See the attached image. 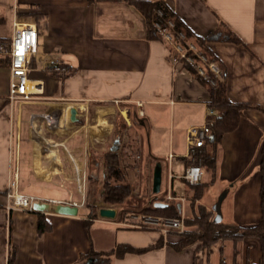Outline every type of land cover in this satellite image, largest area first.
I'll return each instance as SVG.
<instances>
[{"label": "crops", "instance_id": "1", "mask_svg": "<svg viewBox=\"0 0 264 264\" xmlns=\"http://www.w3.org/2000/svg\"><path fill=\"white\" fill-rule=\"evenodd\" d=\"M163 1L200 37H206L224 23L241 39L240 43H206L222 69L229 100L245 107L236 128L224 133L216 147L214 176L202 166L203 176L199 183L208 186L200 200L207 205L206 198L215 197L211 201L213 204L218 193L228 189L221 204L222 221L240 226L254 225L261 216L259 163L264 131V0ZM0 16L3 17L0 38L10 39L14 21L37 25V54L41 55L40 59H36L37 54L34 57V79L42 82V92L27 105L10 102L7 97L9 58L0 59V264H94L91 258L81 259V255L91 249L107 251L119 244L146 250L112 256L106 264H264V238L257 236L220 238L210 245L191 243L175 248L177 237L114 221L116 214L107 218L98 213L92 218L88 210L84 215L79 214L81 206L76 215L7 208L9 176L15 175L18 169L21 181V174L28 167L23 162L21 149L25 109H31L29 121L34 134L35 127H39L38 138L29 151V168L33 170L41 165L39 159L43 153L37 162L36 152L39 142L46 147L62 144L43 137L44 129L64 131L65 125H69L67 117L72 121V108L76 109V119L72 122L81 120L75 131L87 136L90 131L86 125H89L96 133L95 136L90 134V139L96 142L101 134V141L112 134L114 137V121L108 118L115 114L128 124L130 115L135 117L138 132L147 128L149 137L162 130L164 119L169 120L173 140H169L166 157L156 156L155 159L161 166V180L165 168L166 190L160 197L180 205V212L184 208L185 184L189 185L182 174L191 165L188 161L194 155L186 156L187 129L205 127L206 134L209 115L214 111L209 106L206 85L184 63H171L165 41L160 37H147L145 18L129 0H0ZM54 56L63 60L66 72L46 67V60ZM54 106L62 109L67 106L60 119L56 114L58 109L55 115L52 113ZM90 110L93 114L89 123ZM142 118L147 127L142 124ZM58 125L60 128L56 129L54 126ZM180 138L182 144L178 142ZM84 152L91 156L92 148ZM70 157L77 163L72 155ZM55 163L59 168L58 155ZM50 165L45 168L49 169ZM207 173L211 177L209 180H206ZM168 188L173 199L165 197ZM206 207L211 209V205ZM41 216L50 225L42 232L37 227Z\"/></svg>", "mask_w": 264, "mask_h": 264}, {"label": "rangeland", "instance_id": "2", "mask_svg": "<svg viewBox=\"0 0 264 264\" xmlns=\"http://www.w3.org/2000/svg\"><path fill=\"white\" fill-rule=\"evenodd\" d=\"M41 28L45 31V27L43 26V21H41ZM40 53L37 54L36 59H40ZM38 66H41L40 64ZM40 69V67H39ZM24 101L21 102V106L27 105L28 102ZM16 104L19 101H14ZM29 105V104H28ZM29 109L24 110L23 114V123L21 125V149L23 150V162L27 164L28 167L26 170L22 172V180L19 181V191L25 194H34L41 196L45 199H60V200H75V201H83V205L79 208V214L84 215L86 210L92 211L95 210L94 214L90 216L92 218L96 217L98 214V209L101 207H109L114 208L117 211H120L121 206L125 207L126 210H130L132 205L133 208H142L145 205H148L153 202V200H157L161 195L162 192L166 190V183H165V168L162 169V180L160 191L155 193L152 190V182H153V170L156 166V162L158 160L155 159L156 156H162L163 158L166 157V154L169 149V140L172 139V134L170 137V129H171V122L167 119H164L161 122V131L154 135V133L150 134L149 137L148 129L146 131H139L138 132V124L135 117L130 115V124H128L124 118H122L126 125H127V132L124 136H122L121 143L116 144L117 138L113 134L111 136L106 137L104 141H101L103 134H101L99 141L90 139V134L95 136L96 133L94 132V128L87 127V130L90 133H87V136H84V132H77L78 124H81V120L79 123H73L70 121L69 117H67L68 126L65 125V130L58 133L50 130L48 127L44 129L43 136L45 138H49L53 142H62V144L52 145L51 148L55 150V153L58 155L60 160L59 168H49V164L53 161L50 159L51 157L45 156L41 154L40 156V163L42 169L46 173L45 175L41 174L39 171L40 169L37 167L33 170V167L29 168V163L31 164V153H29L30 149L36 139L38 138L37 135L34 134L33 126L29 121ZM92 111H89V123L92 117ZM116 115V114H115ZM122 117V116H121ZM111 121L115 120V116L113 118H108ZM142 124L147 127L146 120L142 118ZM45 123V122H44ZM99 124H101L99 122ZM102 126H105L103 123ZM29 129L31 130V137L29 139ZM117 129L114 125L113 133ZM88 131V132H89ZM24 136V137H22ZM155 136V137H154ZM131 138L137 140L134 142V147L131 146L126 147L123 149L121 146L123 143H128ZM156 141V142H155ZM52 142V143H53ZM181 144L183 143V139L180 138L179 141ZM92 143V144H91ZM143 143H144V150H143ZM91 145L96 146V148L91 147ZM86 146L87 149H86ZM157 146L159 148H157ZM82 147V148H80ZM141 147L140 151L139 148ZM89 148V149H88ZM92 148V152L94 153L93 156H90L85 150H90ZM105 148V149H103ZM183 148V147H182ZM180 146V151L183 149ZM103 149V150H102ZM117 151L118 158H119V168L122 172V180H115L113 178H106L104 173H107V170L104 166V153ZM144 151V152H143ZM125 152V154H124ZM149 154V155H148ZM73 156L77 163L73 162V159L70 157ZM154 157V158H153ZM101 159V160H100ZM96 160L101 161L100 165L95 167ZM160 161V160H159ZM90 163V164H89ZM199 164V161H198ZM87 165V166H86ZM41 168V167H40ZM30 169V171H29ZM39 169V170H38ZM98 169V170H97ZM98 171L99 178L96 179H88V174L91 173L93 176H96V172ZM42 175V176H41ZM208 175V173H207ZM13 176V175H11ZM211 179L210 174L208 175L206 180ZM79 183L81 184V188L84 190V196L79 191ZM110 183L114 184H127L130 188V194L124 201L119 205H108L103 202L104 193H105V184ZM222 189L220 192H222ZM185 200H184V208L183 211L180 212V215L184 217H191L194 213H197L200 210V205H204L205 207L208 205L212 207L211 201L215 199V197H208L206 198V204L201 202L202 198H204V194L200 199H194L195 189L190 185L185 184ZM220 193H218L219 195ZM216 196V198L218 197ZM207 208V207H206ZM131 213H139L142 215H149V216H159L157 214H150L146 212H129L127 211L118 219L116 216L114 221H121V222H133L131 220L130 214ZM124 216V217H123ZM140 217V216H139ZM138 220V219H137ZM154 228L148 230H155L160 231L159 226L153 225ZM188 227V226H187ZM194 226H189L188 229L193 228ZM147 229V228H144ZM186 229V228H185ZM185 231V230H184ZM171 235L181 239L180 233L177 232H169L165 235ZM164 235V234H163ZM199 246H202L200 241L195 242ZM210 245V244H208Z\"/></svg>", "mask_w": 264, "mask_h": 264}, {"label": "trees", "instance_id": "3", "mask_svg": "<svg viewBox=\"0 0 264 264\" xmlns=\"http://www.w3.org/2000/svg\"><path fill=\"white\" fill-rule=\"evenodd\" d=\"M144 16L147 27V37L157 38L159 37L158 32L154 26L155 22L161 23L165 26L167 21L173 22L172 32L176 35L177 32L181 31L184 33L187 40L195 42L199 49L204 52L209 59L216 61V56L206 45L207 41H228L233 43H240L241 39L224 23H220L215 29L210 31L206 37H200L196 35L185 22L171 9V7L163 0H129ZM161 11V15L157 11ZM3 22V17L0 16V23ZM39 21L36 20V23ZM10 39L0 38V41L8 42ZM34 58L31 62L33 65ZM188 66V65H187ZM191 71L194 69L188 66ZM198 79L206 85L210 100L209 106L213 109V113L209 115L207 124V133L204 137V144L197 148L192 159L188 162L191 164H199L205 167L206 171H210L211 175L214 176V166L216 161V147L220 143L221 138L224 133L232 131L236 128L239 119L242 115V110L245 107L243 104L232 103L227 95V86L224 79V74L221 77L215 78V84H210L209 79L211 76H197ZM114 125L117 129L114 132L115 138H117L116 144L121 143V139L124 133L127 132V125L125 121L119 114L115 115ZM134 142L136 139L131 138L128 143H123V149L126 147H134ZM207 144V145H206ZM205 145V146H204ZM141 147L139 148L140 151ZM261 158L259 163V170L261 175L260 183V210L261 216L258 222L250 226H240L234 223H224L221 221H214V212L211 209H207L204 205H200V210L194 213L191 217H184L186 229L181 235V239L174 243L175 248H181L182 246L195 243L200 241L202 245L212 244L220 238L223 239H239L244 236H257L259 238H264V131H263V141L261 144ZM93 152L91 156H93ZM125 154V152H124ZM104 166L107 173H104L106 178H113L115 180H122V172L119 168V158L117 151L108 152L104 154ZM101 160V159H100ZM101 161L96 160L95 167L100 165ZM90 164V163H89ZM87 166V165H86ZM98 170V169H97ZM88 174V179L99 178L98 171L93 176L91 173ZM12 175V174H11ZM195 189L194 199L198 200L202 197L206 191V183L189 184ZM130 194V188L127 184H105V193L103 202L111 205H119L124 203L128 195ZM161 201L165 205L155 206V202ZM129 207L130 210H126L125 207L121 206L120 211H117L116 217L121 219L122 215L129 212H146L150 214H157L164 217H178L180 216V210L177 203L174 201L166 200L159 197L157 200H153L152 203L143 206L142 208H133L132 205ZM97 208V207H96ZM95 210L90 211V215L96 212ZM124 217V216H123ZM189 226H194L188 229ZM37 227L40 232L49 229L50 225L43 216L39 217L37 221ZM146 250V248H135L128 244H119L107 251H95L91 249L87 254L81 255V259L91 258L94 264H106L112 259V256H120L125 252H135L140 253Z\"/></svg>", "mask_w": 264, "mask_h": 264}, {"label": "built area", "instance_id": "4", "mask_svg": "<svg viewBox=\"0 0 264 264\" xmlns=\"http://www.w3.org/2000/svg\"><path fill=\"white\" fill-rule=\"evenodd\" d=\"M157 13L161 15V11ZM154 26L158 32L159 37L168 44L170 50L169 59L173 65L177 63H184L191 66L198 76H211L210 84H215V78L222 75V69L217 61L209 59V57L202 52L198 45L185 38L183 32L179 31L174 35L172 32L173 22L168 20L165 26L161 23L155 22ZM38 28L35 23L14 21L13 33L8 42L0 41V59L9 58V91L8 99L10 102H21L32 100L35 96L42 92V82L34 79L35 68L31 64L33 58L38 50ZM45 65L52 71L66 72V66L63 60L54 56L46 60ZM31 82H36L31 85ZM38 82V83H37ZM212 111L210 110V113ZM205 137V127L192 126L187 129V153L186 156H191L195 153L197 148L203 145ZM172 156V154H170ZM9 176L7 183V198L9 200L7 208L21 209L33 212V203L35 201H49V202H66L77 207L83 205V201L75 200H60V199H45L43 197L25 194L19 191V173ZM203 169L200 164L194 163L187 166L182 174V177L189 184H197L202 180ZM79 191L84 196V190L79 183ZM167 199H173V195L168 188L165 195ZM140 216V217H139ZM133 222H122L125 225L134 226L138 228H154L153 225L159 226L162 234H167L171 231L182 234L186 228L185 219L183 215L178 217H164V216H149L139 213H131L130 217ZM138 219V220H137Z\"/></svg>", "mask_w": 264, "mask_h": 264}, {"label": "water", "instance_id": "5", "mask_svg": "<svg viewBox=\"0 0 264 264\" xmlns=\"http://www.w3.org/2000/svg\"><path fill=\"white\" fill-rule=\"evenodd\" d=\"M70 116L72 121L76 119V109L72 108L70 110ZM160 184H161V166L159 163L156 164L154 171H153V182H152V190L153 192L157 193L160 191ZM228 189H224L218 197L216 201L213 203L211 209L215 213L213 220L214 221H221L222 214H221V204L223 199L225 198ZM155 206H163L165 205L163 202H155ZM180 205H178V208ZM33 209L37 212H51L56 214H64V215H76L78 213V207L69 204L66 202H49V201H35L33 203ZM98 213L102 217L113 218L116 214V210L114 208L109 207H101L98 209Z\"/></svg>", "mask_w": 264, "mask_h": 264}, {"label": "bare ground", "instance_id": "6", "mask_svg": "<svg viewBox=\"0 0 264 264\" xmlns=\"http://www.w3.org/2000/svg\"><path fill=\"white\" fill-rule=\"evenodd\" d=\"M55 108H53L54 109V111L52 112V113H54V115H55V113H56V111H57V109L59 110V112L58 113H56L57 115H58V118L60 119L61 117H63L64 115H65V113H66V107L67 106H65V108H61V107H58V106H54ZM58 107V108H57ZM46 113V112H45ZM51 113V114H52ZM123 114L124 115H126L125 114V111H123ZM67 116V115H66ZM48 119V118H47ZM33 126V125H32ZM54 127H56V129H59L60 128V126L58 125V126H54ZM39 131V127H35V134L37 135L38 132ZM44 137V136H43ZM47 145V144H46ZM43 150H44V152H43ZM36 152H37V162H38V156L40 155V153H43L45 156H49V157H51V158H53V161H52V163H51V165H50V167L52 168H56V166H55V162H56V159H57V155H56V153H55V150L53 149V148H51L50 146H48V147H46V146H43L40 142L38 143V146H37V149H36ZM39 169H40V173L41 174H43V175H45L46 173L44 172V170L43 169H41L40 168V166L38 167ZM38 169V170H39ZM42 176V175H41Z\"/></svg>", "mask_w": 264, "mask_h": 264}]
</instances>
